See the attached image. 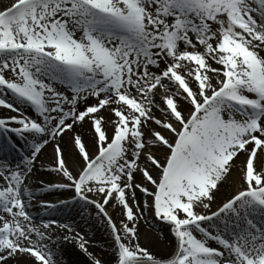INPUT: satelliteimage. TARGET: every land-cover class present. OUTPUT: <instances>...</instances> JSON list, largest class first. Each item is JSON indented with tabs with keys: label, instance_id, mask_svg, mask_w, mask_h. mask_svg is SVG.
Returning <instances> with one entry per match:
<instances>
[{
	"label": "snow or ice",
	"instance_id": "1",
	"mask_svg": "<svg viewBox=\"0 0 264 264\" xmlns=\"http://www.w3.org/2000/svg\"><path fill=\"white\" fill-rule=\"evenodd\" d=\"M0 108V264H62L65 243L105 264L69 206L113 264H264V0H9ZM149 212L166 256L140 242Z\"/></svg>",
	"mask_w": 264,
	"mask_h": 264
},
{
	"label": "bare ground",
	"instance_id": "2",
	"mask_svg": "<svg viewBox=\"0 0 264 264\" xmlns=\"http://www.w3.org/2000/svg\"><path fill=\"white\" fill-rule=\"evenodd\" d=\"M3 2H5L6 0H2ZM159 115V113H158ZM87 127V126H86ZM67 139V137L65 138ZM86 140H88V137H85ZM50 147L47 149V151L44 153L45 156L51 157V150H49ZM12 156H16V153H11ZM244 157L241 156L240 160H243ZM239 163V161H238ZM41 166L43 168H45L43 162H39L37 167L41 168ZM39 176H43L45 179H47V175L45 173H43L42 171L38 173V177ZM39 183V179L37 177L33 178V186H35L36 184ZM238 183H240L239 181V173L238 172H234L232 178L229 180L228 183L224 184L221 192L218 194L217 197V202L219 203L221 201H223L224 199H226L227 197H229V195H232L236 189H238L240 187V184L238 185ZM238 186V187H237ZM140 194L138 193V196ZM215 203V204H216ZM79 208V210L81 211L82 215H83V229L81 230L82 232H84L87 236L89 235L91 237L90 241L93 244H101V240L102 236L105 232H101L100 233V228L99 227H95L93 226V222H94V217L92 216L93 214V209H87V210H82L79 206H77ZM34 208L32 209V214L34 216ZM147 215V219L146 220H142L144 222V224H139V230L140 233L143 234L145 236V240L143 242H141V244L144 247L149 248L154 254H157L158 256H166L168 255V253L171 251V249L167 246V241L165 240V237L168 236V232L167 230H165L164 225L160 222H158L154 217L152 218L151 215L149 213L146 214ZM66 218H68V215L66 214V212L64 210H62V212L60 211L58 214L55 215V219H62L65 220ZM118 218V216L116 217ZM39 223V222H36ZM144 225V226H143ZM106 229V228H105ZM62 234V233H61ZM106 235H108L106 233ZM107 240V239H105ZM111 242L106 241L104 243V248L103 250H98V248L93 247L90 248L89 250L94 253L98 258H101L105 264H113V254H112V248L109 247ZM63 247L59 249V256L58 259H60L62 261V264H70V259H68V257L66 258V256H64V247L67 246V251L74 250L75 246L73 243H65L62 244ZM72 254V253H71ZM77 254V253H75ZM88 257L84 254V259H82V263H84Z\"/></svg>",
	"mask_w": 264,
	"mask_h": 264
},
{
	"label": "rangeland",
	"instance_id": "3",
	"mask_svg": "<svg viewBox=\"0 0 264 264\" xmlns=\"http://www.w3.org/2000/svg\"><path fill=\"white\" fill-rule=\"evenodd\" d=\"M5 112H7L6 110H5ZM69 135H71V133H69ZM51 150V152H52V148L50 149ZM41 160L43 161V162H46V163H48V165H46V167H49L50 166V162H51V159L50 160H48V157L47 156H45V155H43L42 157H41ZM240 183H238V185H239ZM238 187V186H237ZM237 190V189H236ZM69 193H64L63 195H60V194H56V195H51V196H49V195H44V196H42V197H40V199H48V200H50L52 197H54L53 199H55V200H57L56 202H58L59 200H61L64 196H67ZM234 194V193H233ZM230 196V195H229ZM228 198V197H227ZM226 198V199H227ZM226 199H224V200H226ZM223 200V201H224ZM222 202V201H221ZM221 202H219V203H216V204H213V206H212V210L214 211L218 206H219V204L221 203ZM35 210L37 211V210H42L40 207H39V205H37L36 207H35ZM68 214V218H66L65 220H60V222L61 223H64V222H74V224H75V226L77 227V229L78 230H82L83 229V216L79 213V212H77V210H76V208H75V210H74V212L72 213V215H70L69 213H67ZM149 214L152 216V218H153V214L151 213V212H149ZM94 216V215H93ZM48 219V218H47ZM47 219H43V220H47ZM36 220V219H35ZM97 223L98 224H101V228L99 229L100 230V233L101 232H105L104 234H103V236H102V239L100 238V240H101V244H93L92 242H91V247L90 248H93V247H96V248H98V250H103V248H104V243L106 242V241H109V242H111L110 241V238H109V236L108 235H106V233H107V230L105 229L106 228V226L102 223V221H100V220H97ZM141 223L142 224H144V222L141 220ZM140 223V224H141ZM141 224V225H142ZM144 226V225H143ZM164 228H165V230H167V232H168V229H167V227H165L164 226ZM61 234V232H57V235H60ZM139 234H140V242H143L146 238H145V236L143 235V234H141L140 233V230H139ZM87 236V235H86ZM89 239H91V237L88 235L87 236ZM105 239H107V240H105ZM74 246H75V249L74 250H69V251H67L66 249H67V246L66 247H64V256H66V258L68 257V259H70V264H89V259L87 260V259H85L86 261L84 262V263H82V259H84V253H82L79 249H78V247L74 244ZM63 247V245H61V247L60 248H62ZM72 253V254H71ZM75 253H77V254H75Z\"/></svg>",
	"mask_w": 264,
	"mask_h": 264
}]
</instances>
